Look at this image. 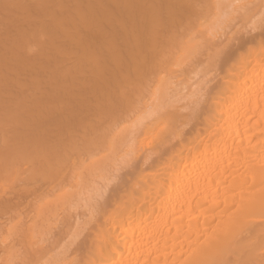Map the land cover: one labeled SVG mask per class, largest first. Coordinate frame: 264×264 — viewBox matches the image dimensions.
Masks as SVG:
<instances>
[{"label": "bare ground", "instance_id": "bare-ground-1", "mask_svg": "<svg viewBox=\"0 0 264 264\" xmlns=\"http://www.w3.org/2000/svg\"><path fill=\"white\" fill-rule=\"evenodd\" d=\"M0 264H264V0H0Z\"/></svg>", "mask_w": 264, "mask_h": 264}, {"label": "snow or ice", "instance_id": "snow-or-ice-1", "mask_svg": "<svg viewBox=\"0 0 264 264\" xmlns=\"http://www.w3.org/2000/svg\"><path fill=\"white\" fill-rule=\"evenodd\" d=\"M7 6V5H6Z\"/></svg>", "mask_w": 264, "mask_h": 264}]
</instances>
